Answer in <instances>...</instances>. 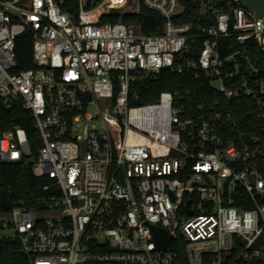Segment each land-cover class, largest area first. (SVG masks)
<instances>
[{
    "label": "built area",
    "instance_id": "2783aa9c",
    "mask_svg": "<svg viewBox=\"0 0 264 264\" xmlns=\"http://www.w3.org/2000/svg\"><path fill=\"white\" fill-rule=\"evenodd\" d=\"M187 4L196 18L182 21ZM143 6L164 17L160 32L122 20ZM27 34L35 66L18 70ZM166 69L215 95L132 103ZM98 97L112 105L91 113ZM0 98L21 104L38 138L36 153L23 125L0 130V162L31 164L59 189L0 218V245L17 240L28 264H264V12L240 0H0Z\"/></svg>",
    "mask_w": 264,
    "mask_h": 264
},
{
    "label": "trees",
    "instance_id": "16d2710c",
    "mask_svg": "<svg viewBox=\"0 0 264 264\" xmlns=\"http://www.w3.org/2000/svg\"><path fill=\"white\" fill-rule=\"evenodd\" d=\"M191 5L187 7L181 17L182 21L194 20L196 12L190 13ZM122 17L124 21L138 22L140 29L144 33L160 32L163 28L164 17L156 10L143 6L139 14L131 11L125 12ZM120 12L103 19L119 20ZM32 36L27 34L17 40L18 66L17 69H26L35 66L33 62ZM183 91L190 90L191 101L198 103L210 99L215 95L210 81L206 78H195L190 71L182 73L172 70H162L158 74H151L146 80L138 84L139 98L132 102L142 104L154 102L158 99L163 90ZM13 124H20L27 128L30 141L37 153L38 138L29 113L20 103L14 102L12 108H8L2 98H0V130H4ZM53 179L47 175H36L31 164L0 162V213L7 212L1 203L3 191H5L13 204L24 201L27 207L41 208L39 200L49 197L52 194H59V189L52 185L45 189L44 185L53 183ZM0 264H28V258L21 250L17 240L6 242L0 245Z\"/></svg>",
    "mask_w": 264,
    "mask_h": 264
},
{
    "label": "water",
    "instance_id": "95a60500",
    "mask_svg": "<svg viewBox=\"0 0 264 264\" xmlns=\"http://www.w3.org/2000/svg\"><path fill=\"white\" fill-rule=\"evenodd\" d=\"M240 1L245 7L256 11L258 15H261L264 12V0H240ZM10 102L11 101H9V103ZM1 203L2 206L7 209H9L13 204L5 191H3ZM155 232L161 246L171 245L172 237L168 235V233L164 228L155 227Z\"/></svg>",
    "mask_w": 264,
    "mask_h": 264
},
{
    "label": "rangeland",
    "instance_id": "374dc122",
    "mask_svg": "<svg viewBox=\"0 0 264 264\" xmlns=\"http://www.w3.org/2000/svg\"><path fill=\"white\" fill-rule=\"evenodd\" d=\"M96 100H97L96 101L97 103H93L89 107V110H90L91 113H94L95 112V110L97 109V106L98 105L101 106L102 108H104L106 106H111L112 105L111 104L112 99H110V98H100V97H98ZM38 213L35 212V215H37ZM44 213H46V212H44ZM44 213L43 212H40V214H44ZM10 217H11V215H10L9 212L0 214V218L6 219V220H9ZM8 233H10V232H8Z\"/></svg>",
    "mask_w": 264,
    "mask_h": 264
}]
</instances>
